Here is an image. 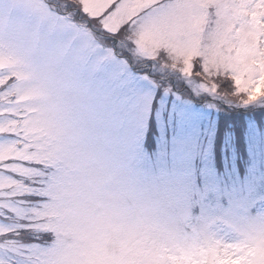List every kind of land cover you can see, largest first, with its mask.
<instances>
[{
	"label": "snow or ice",
	"instance_id": "obj_1",
	"mask_svg": "<svg viewBox=\"0 0 264 264\" xmlns=\"http://www.w3.org/2000/svg\"><path fill=\"white\" fill-rule=\"evenodd\" d=\"M0 264H264V0H0Z\"/></svg>",
	"mask_w": 264,
	"mask_h": 264
},
{
	"label": "rangeland",
	"instance_id": "obj_2",
	"mask_svg": "<svg viewBox=\"0 0 264 264\" xmlns=\"http://www.w3.org/2000/svg\"><path fill=\"white\" fill-rule=\"evenodd\" d=\"M223 154H224V164L225 166H227L229 163H231V160L229 159V150L227 146L224 147Z\"/></svg>",
	"mask_w": 264,
	"mask_h": 264
}]
</instances>
